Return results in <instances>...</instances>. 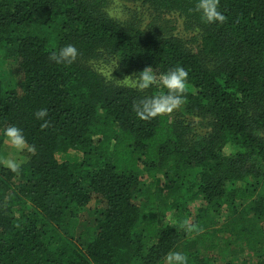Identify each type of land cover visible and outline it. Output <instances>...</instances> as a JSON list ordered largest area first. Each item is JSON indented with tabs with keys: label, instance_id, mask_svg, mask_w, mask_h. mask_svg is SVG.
Listing matches in <instances>:
<instances>
[{
	"label": "trees",
	"instance_id": "trees-1",
	"mask_svg": "<svg viewBox=\"0 0 264 264\" xmlns=\"http://www.w3.org/2000/svg\"><path fill=\"white\" fill-rule=\"evenodd\" d=\"M127 1L155 21L115 19L109 0H0V160L8 126L35 147L19 175L0 164V264H264V0H219L222 25L197 0ZM69 44L74 62L49 59ZM178 65L186 103L139 120L133 102L165 90L124 78Z\"/></svg>",
	"mask_w": 264,
	"mask_h": 264
},
{
	"label": "clouds",
	"instance_id": "clouds-1",
	"mask_svg": "<svg viewBox=\"0 0 264 264\" xmlns=\"http://www.w3.org/2000/svg\"><path fill=\"white\" fill-rule=\"evenodd\" d=\"M196 11L201 14V18L208 24L216 23L222 25L226 22V16L219 10V0H197ZM78 56V50L74 45H67L58 52H53L49 57L50 60L56 63L71 64ZM189 72L183 66H176L166 73L157 74L151 66L145 67L138 74L124 78V84L132 89L139 91L147 90L151 87H159L165 91L160 93L141 98L133 102L132 109L137 118L142 121L154 119L179 109L186 103V95L188 89ZM37 120H43L41 128L48 127L49 121L48 110L41 108L35 112ZM3 136L6 138L7 143L12 146L17 152L27 150L35 152V147L27 143L23 130L16 125L8 126L3 129ZM23 160L15 158H4L0 160V164L17 175L21 172ZM183 227L187 231H194L195 226L188 227L185 221ZM162 264H188V257L176 251H169L164 257Z\"/></svg>",
	"mask_w": 264,
	"mask_h": 264
},
{
	"label": "rangeland",
	"instance_id": "rangeland-1",
	"mask_svg": "<svg viewBox=\"0 0 264 264\" xmlns=\"http://www.w3.org/2000/svg\"><path fill=\"white\" fill-rule=\"evenodd\" d=\"M108 11L110 12L112 17L118 20L133 18L137 24H140V27L146 26L147 22L152 23L155 21V18L151 20L152 17H154V15L152 14V12L148 11L145 6H141V4L139 3H135V2L127 1V0H109ZM163 18H166L172 21V22L170 21L169 23V27L171 28L172 33L180 32L181 36L185 37V31H183L182 29V24H181L182 22L175 20V18L172 16L165 15L163 16ZM189 33L193 34L190 31ZM12 63H13V60L10 58L9 60L5 62V68L1 67V70H4L9 66H12ZM9 69L10 68H8V70ZM106 71L107 70L105 69L103 73H105ZM6 76H8L11 82L12 80H14L11 74L6 75ZM194 124H195L196 130L201 134L207 133L208 129L210 128L208 123H206L205 120L200 119V118L195 119ZM1 149L3 150L2 151L4 155L3 158H15L18 160H23L24 162L28 158L27 154L25 153V150L21 152H17L15 149L12 148L10 144L7 143L6 139L4 140L3 146ZM197 204L198 203L192 206L191 209H193L194 207V210H195L198 207ZM97 206L98 204L96 203V201H92L88 207L89 209H93ZM216 257L219 260V255H215V258ZM216 263H220V262H216Z\"/></svg>",
	"mask_w": 264,
	"mask_h": 264
}]
</instances>
